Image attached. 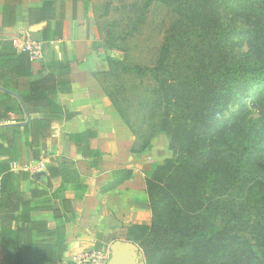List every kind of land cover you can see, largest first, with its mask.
Here are the masks:
<instances>
[{
	"label": "trees",
	"instance_id": "1",
	"mask_svg": "<svg viewBox=\"0 0 264 264\" xmlns=\"http://www.w3.org/2000/svg\"><path fill=\"white\" fill-rule=\"evenodd\" d=\"M71 1L74 8L76 0ZM138 1L141 3L133 5L136 17L128 34L144 25L150 8L155 5L180 15L185 30L175 31L177 19L174 20L173 32H163L158 53L150 65L129 60L127 38L118 36L125 45L121 50L123 57L119 60L103 57L105 70L96 76L104 94L135 137L136 149L149 156L152 152L149 139L154 132L141 136L133 128L128 118L129 106L125 100L121 99L123 105L117 100L126 90L125 84L131 87L130 91L139 93V104L144 109L156 111L158 131L170 138L172 158L163 165L152 164L145 179L150 224L123 228L125 236L138 241L146 264H216L232 258L239 264H264V228L255 234L250 226L253 215L259 218L255 222L257 227L259 223L264 225V163L259 161L264 151L261 146L264 64L237 58L228 49L240 33L223 25L221 20L208 23L210 11L223 12L231 2L240 7L245 0ZM246 2L249 16L263 20L264 0ZM19 3L20 0L4 1L3 27L14 26ZM54 10L55 0H50L28 11L30 26L47 22L41 31L44 42L61 37L62 17L51 30ZM104 35V45L116 49L114 43L118 38L113 30H106ZM46 68L48 72L44 74H33L29 56L17 54L11 40H0V119L13 118L17 124L27 121L17 98L27 111L34 106L37 117L22 128L28 136L26 145L32 150L34 161L39 160L40 141L50 138L52 125L63 114L58 96L71 89L68 61L52 60ZM113 81L111 90L107 89L105 83ZM250 89L258 90L256 105L263 110L259 109V118L247 129L243 117L226 118L222 113L232 99L247 95ZM3 127L13 130L14 135L20 131V125ZM139 138L144 139V144L138 148ZM6 139L2 137L1 141ZM1 156L8 160L0 162V208H3L7 201L14 200L15 193L9 192L8 184L16 175L9 165L18 153L15 148L0 145ZM190 176L199 180L204 189L202 195L197 196L195 187L183 185L185 177ZM231 189L248 204L242 219L227 208L226 194ZM238 224L250 229L249 238L233 233ZM11 235V231L0 228V264H62L58 249H51L44 240L22 249L15 238L12 250H8L6 241L13 239Z\"/></svg>",
	"mask_w": 264,
	"mask_h": 264
},
{
	"label": "crops",
	"instance_id": "2",
	"mask_svg": "<svg viewBox=\"0 0 264 264\" xmlns=\"http://www.w3.org/2000/svg\"><path fill=\"white\" fill-rule=\"evenodd\" d=\"M4 1L0 0V40L27 34L42 41L47 22L37 24H42L41 30L32 32L37 25H29L28 11L50 0H20L12 27L2 26ZM60 17L61 37L42 41L43 59L31 62V71L44 74L48 62L68 61L71 89L58 96L63 114L52 125L50 138L40 141L38 161L26 145L28 136L22 128L27 121L0 119V145L18 153L9 165L16 175L8 184L14 200L0 208V228L12 232L13 239L6 241L8 250L15 238L22 249L44 240L58 249L60 262L66 264L72 255L109 248L114 237L122 235L116 240H126L123 228L149 226L145 179L157 160L136 149L135 137L96 78L106 66L90 4L76 1L73 8L71 0H55L51 30ZM28 111L29 119L37 117L34 106ZM13 125H20L15 135L4 130L3 126ZM2 137L7 139L1 141ZM7 161L0 157V162ZM41 162L44 170H38ZM43 172L47 181L34 180ZM28 206L31 211L24 210Z\"/></svg>",
	"mask_w": 264,
	"mask_h": 264
},
{
	"label": "rangeland",
	"instance_id": "3",
	"mask_svg": "<svg viewBox=\"0 0 264 264\" xmlns=\"http://www.w3.org/2000/svg\"><path fill=\"white\" fill-rule=\"evenodd\" d=\"M68 1V0H64ZM83 1L85 4L89 3L90 8L93 10V22L97 24L95 27L97 36L99 38V44L102 45L104 49L103 57H112L119 60L123 57L121 50L124 48L123 42L118 36L127 38L126 46L128 48V59L139 63L141 65L153 64L154 59L158 53V47L161 43V37L165 30L168 32H173L171 29L172 22L177 19L174 24L175 31H184L182 23V17L175 14L173 10H167V8L162 6H153L144 20V25L135 29L132 33L128 34L133 26V22L136 17L133 5L141 3L138 0H76ZM249 3L246 0L243 2L242 6L238 7V4L230 3L223 12L221 10H212L208 14V23L216 22L221 20L222 24H227L231 29L239 32V36L234 39L231 43L229 52L235 54L237 58L241 60L250 61L252 63H257L259 65L264 64V19L258 20L252 19L249 13L246 11L249 8ZM248 7V9H247ZM247 12V13H246ZM98 26V27H97ZM98 30V31H97ZM113 30L116 39L115 46L116 49H108L103 40L105 39V31ZM244 34V36L242 35ZM197 41V40H196ZM253 44V45H252ZM111 84L115 82H110L108 85L105 83L107 89L111 90ZM126 90L122 92L121 97L117 100L122 103L121 99L126 101L127 106H129L128 118L135 129L141 136H148L151 132L154 135L150 141L152 146L151 157L155 158L157 161L155 164L163 165L164 162L172 158V150L170 149V138L164 133H160L157 129L159 124V117L155 110L144 109L141 104H139V93L135 91H130L131 87L125 84ZM258 91V90H257ZM254 89H250L247 95H239L232 99L228 103L226 108L223 110V116L229 117H243L246 123V128L248 129L254 120L259 118V109L263 110L259 105H256V93ZM243 93V91H242ZM248 121V123H247ZM144 144V139L139 138L137 141V146L142 147ZM262 148H264V141L262 143ZM260 163H264V151L260 155ZM198 177V175H197ZM189 185V188L195 187L202 195L204 189L200 186L199 180L195 176L185 177V183L183 185ZM227 208L234 215H237L239 219L246 216L247 203L243 198L236 196L235 192L231 189L226 194ZM236 211H239L238 213ZM259 218L253 215L251 221L252 231L260 232V229L264 228L262 223L256 226L255 222H258ZM150 224V223H149ZM234 225V224H233ZM233 233H238L242 238L250 237V229L246 228L244 225H237ZM126 241H133L131 238H125ZM139 247L138 262L146 264V260L143 257L142 250L138 244V241H133ZM112 243V242H111ZM110 243V244H111ZM109 249V248H108ZM216 264H239L235 262L234 258L218 261Z\"/></svg>",
	"mask_w": 264,
	"mask_h": 264
},
{
	"label": "built area",
	"instance_id": "4",
	"mask_svg": "<svg viewBox=\"0 0 264 264\" xmlns=\"http://www.w3.org/2000/svg\"><path fill=\"white\" fill-rule=\"evenodd\" d=\"M14 50L17 54L25 53L31 62L43 59L44 45L42 41L27 34L14 36L11 39ZM38 170H44L43 163L38 164ZM110 259V249L101 251H88L79 255H72L66 264H107Z\"/></svg>",
	"mask_w": 264,
	"mask_h": 264
},
{
	"label": "water",
	"instance_id": "5",
	"mask_svg": "<svg viewBox=\"0 0 264 264\" xmlns=\"http://www.w3.org/2000/svg\"><path fill=\"white\" fill-rule=\"evenodd\" d=\"M41 28L42 24L34 26L32 28V32H39ZM13 96L16 97L15 95ZM17 99L24 111L25 117L27 119V122L25 124H27L30 120L28 112L25 109V106L22 101L19 98ZM34 180H37L39 182L47 181V177L43 172L39 173L36 177H34ZM109 249L110 259L107 264H144L142 262H138L139 247L134 242L126 240H115L110 244Z\"/></svg>",
	"mask_w": 264,
	"mask_h": 264
}]
</instances>
